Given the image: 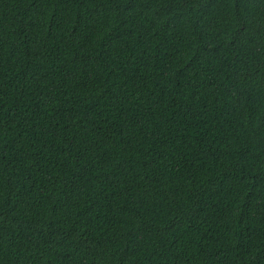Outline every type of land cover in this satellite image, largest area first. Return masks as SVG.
<instances>
[{
  "label": "trees",
  "instance_id": "16d2710c",
  "mask_svg": "<svg viewBox=\"0 0 264 264\" xmlns=\"http://www.w3.org/2000/svg\"><path fill=\"white\" fill-rule=\"evenodd\" d=\"M0 264H264V0H0Z\"/></svg>",
  "mask_w": 264,
  "mask_h": 264
}]
</instances>
